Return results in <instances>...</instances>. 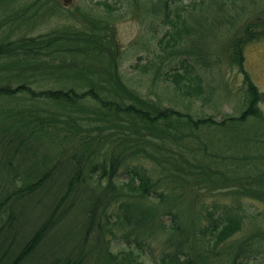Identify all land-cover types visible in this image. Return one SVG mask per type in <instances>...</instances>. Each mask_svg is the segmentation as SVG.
<instances>
[{
  "label": "trees",
  "instance_id": "trees-1",
  "mask_svg": "<svg viewBox=\"0 0 264 264\" xmlns=\"http://www.w3.org/2000/svg\"><path fill=\"white\" fill-rule=\"evenodd\" d=\"M42 1L48 3L0 0V26L8 20H26L25 11ZM135 1L143 6L144 14L150 12L152 22L160 23L155 30L162 32L158 39L162 52H153L140 65L139 55L131 67L149 73L155 85L171 82V98L145 96L130 87L120 73L119 52L114 51L110 26L121 17L113 11L120 8L122 0H98L105 11L83 14L79 25L71 22L37 36L0 39V98L24 94L29 100L17 109H0V234L2 228L15 225L17 200L28 199L62 169L71 173L55 207L47 210L5 264H20L37 248L63 213L59 207L64 198L92 176L107 181L104 194L97 196L94 204L109 205L110 199L123 191L137 193L134 208L147 231L156 225L152 221L156 210L143 206L141 199L148 200L151 192L171 196L177 194L176 185L184 191L190 186V192H194V185L228 192L230 201L222 205H198L199 223H192L194 231L190 233L197 235L186 247L177 243L171 251L163 252L155 264H247L253 256L261 254L264 258V213L249 209L244 200L264 204V115L259 108V91L243 70L237 114L216 119L193 107L197 101L215 106L222 97L230 96L226 88L221 95L215 87L220 73L214 67L220 56L209 40L225 24L237 22L246 0ZM263 22L245 21L225 47L224 54L241 71L243 47L262 33L255 25ZM165 99L172 106L165 105ZM44 140L61 147L56 153L61 158L49 168L46 163L50 157L37 156ZM67 143L72 144L70 148H66ZM155 172L166 182L165 191H156ZM122 175L126 182L119 183ZM171 186L174 188L168 191ZM125 202L119 207L120 213L124 206L129 208ZM168 214L171 218L182 214V223H188L187 212ZM200 218L206 223L200 224ZM247 223L248 233L235 238L245 232ZM113 257L114 264H145L131 251ZM54 259L49 264H81V257Z\"/></svg>",
  "mask_w": 264,
  "mask_h": 264
},
{
  "label": "rangeland",
  "instance_id": "rangeland-1",
  "mask_svg": "<svg viewBox=\"0 0 264 264\" xmlns=\"http://www.w3.org/2000/svg\"><path fill=\"white\" fill-rule=\"evenodd\" d=\"M97 1L48 0V3L42 1L37 7L33 6L25 11L26 20H8L9 22L4 23V19H2L0 39L3 36H6L5 40L20 35L37 36L63 24L71 22L78 24L82 16H85L83 14L105 11V7L97 4ZM109 1L114 2V0ZM181 1L186 3L190 0ZM49 2H52L53 5ZM243 4L246 8L241 11L235 24H225L219 33H215L213 37L210 36L212 37L209 40L211 47L220 56L219 63L214 67L215 72L220 73V77L215 78V87L221 95L224 94L226 88L230 96L222 97L215 106L200 101L195 102L193 107L197 108L202 115H212L216 119H220L224 115L239 112L240 100L238 96L239 88H241L244 79L243 70L246 71L259 91L261 96L259 108L264 115V32L256 40L244 45L242 71L224 54L225 47H228L231 40L241 31L242 24L245 21L261 17V15L256 17L260 12L264 13V0H246ZM149 7H151L150 4L146 6V9L148 10ZM143 9V6L136 3L135 0H122L120 8L113 11L117 16L118 14L121 15L120 18L113 21L112 27L110 26L112 29L110 38L115 44L114 51L119 52V71L125 82L141 94L150 98L156 96L171 98L173 93L172 89L169 88L173 86L171 82L170 85H167V82L161 83L168 87L163 88L161 84L155 85L150 81L149 73H141L138 69L131 67L132 64L138 62L137 56L139 55L142 56V59L139 60L140 65L150 56L152 57L153 52H162L158 44L162 32L155 30L160 26V23L152 22L150 12L144 14ZM162 27L165 28L163 25ZM7 72L9 71H5V73ZM0 74L3 73L0 72ZM14 85H16L15 82ZM160 90L163 91L161 95L159 94ZM28 101V96L24 94L16 97H1L0 109H17L20 104ZM163 103L172 106L168 99H165ZM40 142L46 147L39 148L37 156L39 158H43L44 155L50 157V161L47 160L46 163V167L49 168L58 158H61L56 154L61 147L60 145L51 146L47 140ZM71 145L67 143L65 146L70 148ZM65 154L63 153V156ZM69 162H72V159H69ZM156 173L153 176L154 179L158 177L156 191H165L166 182L159 179L161 174ZM70 174V169H62L60 172H56L53 177L48 178L28 199L24 197L17 200V207L14 211L15 225L12 229L9 226L2 228L0 234V264H5L8 259L11 260L18 252L23 239L27 238L44 219L47 210L55 207V201L63 195ZM123 176L120 177L119 183L126 182V179L121 180ZM106 184V180H99L97 176H92L85 184L81 183L78 190L72 195L64 198L59 207V213L63 211L59 219L37 248L20 264H49L55 260L54 258L63 259L68 255L74 259L81 257V264H114L113 255L120 254L122 251H131L137 254L145 264H155L161 260L163 252L171 251L177 243L186 247V244L190 243L191 237L197 235L196 233L191 234V236L190 233L194 231L192 223H199L196 216L201 208L198 205L203 204L204 207L211 208L217 203L222 205L230 201L228 192L224 189L208 191L203 187L198 189V186L195 185L194 192L188 191L190 186L184 191L181 186L176 185L174 190L177 194L174 193L171 196L159 197L157 193L151 192L152 196L148 200L141 199L143 206H154L156 210V216L152 219L156 225L153 224L154 228L147 231L148 228L143 227V223L140 222L141 214H138L134 208L137 206L136 201L139 200L137 193L130 192L129 195V191H123V194L114 195L110 199L109 205L94 204L95 198L104 194ZM7 186L12 188L11 184ZM172 188L174 187L171 186L168 191ZM125 189L127 190V188ZM90 196L93 197L90 198ZM244 200L250 204L249 209L264 213L262 201L248 198H244ZM124 201L129 208L126 209L124 206L120 213L118 210ZM180 210L188 213V223H182L184 222L180 219L182 214H176V211ZM168 212L177 215V217L171 218ZM192 218L193 221H191ZM204 223L206 221L200 218V224ZM249 229L250 225L245 224V232L238 233L235 238L239 239L246 235L248 233L246 230ZM215 251H219V246ZM210 256L213 258L215 254H210ZM221 257L219 255V259ZM181 258L184 257L181 256ZM247 264H264V258L261 254L253 256Z\"/></svg>",
  "mask_w": 264,
  "mask_h": 264
},
{
  "label": "flooded vegetation",
  "instance_id": "flooded-vegetation-1",
  "mask_svg": "<svg viewBox=\"0 0 264 264\" xmlns=\"http://www.w3.org/2000/svg\"><path fill=\"white\" fill-rule=\"evenodd\" d=\"M260 14H262L261 17H258L257 19H260V18L263 17V18L260 20V21H262V20H264V14H263V12H260ZM262 24H264V22L261 23V24H256V25H255V27H256V31H257V32H261V29H260L261 27H262V33L264 32V25H262ZM262 33H260V34H262Z\"/></svg>",
  "mask_w": 264,
  "mask_h": 264
}]
</instances>
